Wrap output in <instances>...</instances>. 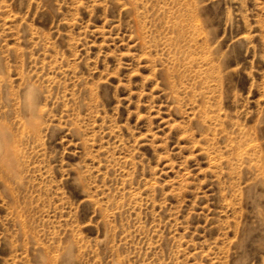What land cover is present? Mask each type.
<instances>
[{"label":"rangeland","instance_id":"374dc122","mask_svg":"<svg viewBox=\"0 0 264 264\" xmlns=\"http://www.w3.org/2000/svg\"><path fill=\"white\" fill-rule=\"evenodd\" d=\"M0 264H264V0H0Z\"/></svg>","mask_w":264,"mask_h":264}]
</instances>
